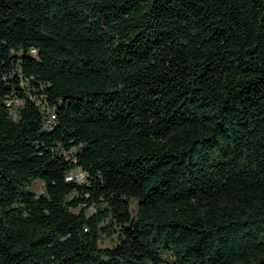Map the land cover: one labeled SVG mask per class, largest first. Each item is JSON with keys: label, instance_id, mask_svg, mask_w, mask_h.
Here are the masks:
<instances>
[{"label": "trees", "instance_id": "16d2710c", "mask_svg": "<svg viewBox=\"0 0 264 264\" xmlns=\"http://www.w3.org/2000/svg\"><path fill=\"white\" fill-rule=\"evenodd\" d=\"M0 264H264V0H0Z\"/></svg>", "mask_w": 264, "mask_h": 264}, {"label": "rangeland", "instance_id": "374dc122", "mask_svg": "<svg viewBox=\"0 0 264 264\" xmlns=\"http://www.w3.org/2000/svg\"><path fill=\"white\" fill-rule=\"evenodd\" d=\"M32 189L37 193L40 194L43 192V184L40 181H35L33 184ZM139 201L138 200H131L130 201V209H131V213L133 216L136 215L137 212V206H138ZM115 244V235L114 233L112 234H105L102 233L101 238H100V246L101 247H112ZM163 257L165 259H170V255L169 254H163Z\"/></svg>", "mask_w": 264, "mask_h": 264}, {"label": "built area", "instance_id": "2783aa9c", "mask_svg": "<svg viewBox=\"0 0 264 264\" xmlns=\"http://www.w3.org/2000/svg\"><path fill=\"white\" fill-rule=\"evenodd\" d=\"M84 178H85V174H84V172L83 171H80V170H78V171H76L75 173H74V175H69V176H67V180H76V181H83L84 180Z\"/></svg>", "mask_w": 264, "mask_h": 264}]
</instances>
